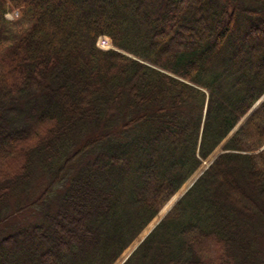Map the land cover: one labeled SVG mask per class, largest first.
Returning <instances> with one entry per match:
<instances>
[{"label": "trees", "instance_id": "trees-1", "mask_svg": "<svg viewBox=\"0 0 264 264\" xmlns=\"http://www.w3.org/2000/svg\"><path fill=\"white\" fill-rule=\"evenodd\" d=\"M220 144L122 264H264V0H0V264H112Z\"/></svg>", "mask_w": 264, "mask_h": 264}, {"label": "bare ground", "instance_id": "bare-ground-1", "mask_svg": "<svg viewBox=\"0 0 264 264\" xmlns=\"http://www.w3.org/2000/svg\"><path fill=\"white\" fill-rule=\"evenodd\" d=\"M102 40H106V44L104 46L108 47L111 46V42L107 36H101L98 43H102ZM261 100V99H260ZM217 150L212 154L211 159L214 155L217 154ZM207 165V161H205L197 170L196 172L187 180V182L182 185L179 191L171 198V200L161 209V211L156 215V217L148 223L147 227L141 232L138 238L134 241V243L130 246L128 252L148 233V231L157 223V221L162 217V215L168 210V208L172 205V203L198 178L201 172L204 170L205 166ZM128 252L122 254V256L116 261L115 264H120L123 258L127 255Z\"/></svg>", "mask_w": 264, "mask_h": 264}, {"label": "rangeland", "instance_id": "rangeland-1", "mask_svg": "<svg viewBox=\"0 0 264 264\" xmlns=\"http://www.w3.org/2000/svg\"><path fill=\"white\" fill-rule=\"evenodd\" d=\"M15 14H16L15 12H8V13L6 14V17H7V18H12L13 16H15ZM109 40H110V38H109ZM98 41H99V39H98ZM98 41H97V45L99 44L98 46L101 47V48H103V49H107V48L112 47V45H111V46H108V47H105V48H104L105 44L107 43L106 40H102V43H98ZM216 149H218V150H217V154L220 153V152H223L221 145H219L218 147H216V148L214 149V151H213L212 153H214ZM212 153L210 154L211 156H212ZM217 154H216V155H217ZM210 155H209L206 159H204L203 162H202V164H203L205 161H207V165L205 166L204 170H205V169L209 166V164L215 159V158H214V159H211V156H210ZM214 156H215V155H214ZM212 158H213V157H212ZM202 164H201V165H202ZM201 165H200V166H201ZM194 173H195V172H194ZM194 173H193V174H194ZM193 174H192V175H193ZM192 175H191V176H192ZM191 176H190V177H191ZM190 177H189V178H190ZM189 178H188V179H189ZM188 179H187V180H188ZM187 180L184 182V184L187 182ZM184 184H183V185H184ZM178 191H179V190H178ZM185 192H186V190H185L180 196H182ZM170 200H171V198L169 199V201H170ZM169 201H168V202H169ZM168 202H167V203H168ZM167 203H166V204H167ZM166 204H165V205H166ZM162 208H163V207H162ZM162 208H161V209H162ZM169 209H170V207H169L168 210L162 215V217L157 221L158 223L161 221V219L164 217V215L169 211ZM160 211H161V210H160ZM160 211H159V212H160ZM159 212H158V213H159ZM158 213H157V214H158ZM157 214H156V215H157ZM156 215L153 217V219L156 217ZM153 219H152V220H153ZM152 220H151V221H152ZM151 221H150V222H151ZM158 223H156L155 226H156ZM155 226H153V227H155ZM146 227H147V226H146ZM153 227H152L151 229H153ZM151 229H150V230H151ZM143 230H144V229H143ZM143 230H142V231H143ZM142 231H141V232H142ZM141 232H140V233L134 238V240H133V241H132V242H131V243H130L125 249H124V251L118 256V258H117L112 264H115L116 261L122 256V254H124L125 252H128L130 246H131V245L134 243V241L138 238V236L141 234ZM148 232H149V231H148ZM146 234H147V233H146ZM144 237H145V236H144ZM139 242H140V241H139ZM136 245H137V244H136ZM136 245H135V246H136ZM135 246H134V247H135ZM134 247H133V248H134ZM133 248L127 253V255L123 258V260H124V259H127V258L129 257V255L133 252ZM260 249H261V251H263V255H264V243H263L262 245L260 244ZM131 251H132V252H131ZM130 252H131V253H130ZM123 260H122V261H123ZM122 261L120 262V264L122 263Z\"/></svg>", "mask_w": 264, "mask_h": 264}, {"label": "water", "instance_id": "water-1", "mask_svg": "<svg viewBox=\"0 0 264 264\" xmlns=\"http://www.w3.org/2000/svg\"><path fill=\"white\" fill-rule=\"evenodd\" d=\"M112 48H114V47L112 46ZM241 122H242V121H240V122L235 126V128L238 127V125H239ZM218 154H219V153H218ZM218 154H217V155H218ZM217 155L213 156L212 159H214ZM210 156H211V155H210ZM203 171H204V170H203ZM203 171H202V172H203ZM202 172H201V173H202ZM191 185H192V184H191ZM191 185H190V186H191ZM190 186H189V187H190ZM180 197H181V196H179V197H178V198L172 203V205L170 206V208L174 205V203H175ZM157 223H158V222H157ZM154 226H155V225H154ZM151 230H152V229H151ZM151 230H149V232H150ZM149 232H148V233H149ZM148 233H147V234H148ZM147 234L145 235V237L147 236ZM145 237H143V238L140 240V242H141ZM140 242L137 243V245L133 248V250L139 245ZM131 252H132V251H131ZM131 252H130V253H131ZM125 260H126V259H124V260L122 261V263H123ZM122 263H121V264H122Z\"/></svg>", "mask_w": 264, "mask_h": 264}]
</instances>
